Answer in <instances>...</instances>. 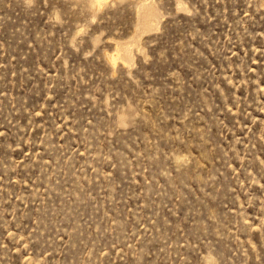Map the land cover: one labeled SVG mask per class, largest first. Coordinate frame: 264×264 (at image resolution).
Wrapping results in <instances>:
<instances>
[{"label":"rangeland","instance_id":"1","mask_svg":"<svg viewBox=\"0 0 264 264\" xmlns=\"http://www.w3.org/2000/svg\"><path fill=\"white\" fill-rule=\"evenodd\" d=\"M88 3L0 0V264H264V0Z\"/></svg>","mask_w":264,"mask_h":264},{"label":"bare ground","instance_id":"2","mask_svg":"<svg viewBox=\"0 0 264 264\" xmlns=\"http://www.w3.org/2000/svg\"><path fill=\"white\" fill-rule=\"evenodd\" d=\"M86 1H88L89 2L88 4L93 9H96V11L107 3V0H86ZM138 12L141 14V18L144 17V18H142V20H140L138 18V20H140V24L142 25V27L144 29L152 28L153 21L156 19V13H155V10L153 9V7L149 4L144 3V4L140 5ZM115 50H116L115 53L105 54V58H106L107 62L109 63L110 67H112V66L114 67L115 65H117L116 64L117 59L120 57L119 52L120 51H126L127 50V44L116 46Z\"/></svg>","mask_w":264,"mask_h":264}]
</instances>
